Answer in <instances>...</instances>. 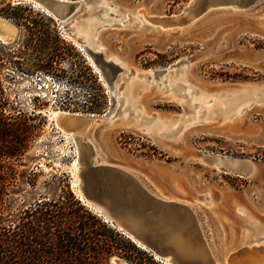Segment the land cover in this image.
Here are the masks:
<instances>
[{
    "label": "rangeland",
    "instance_id": "obj_1",
    "mask_svg": "<svg viewBox=\"0 0 264 264\" xmlns=\"http://www.w3.org/2000/svg\"><path fill=\"white\" fill-rule=\"evenodd\" d=\"M8 3L33 6L52 18L63 57L45 69L37 38L0 15L15 28L11 41L0 40V124L7 127L0 136L1 223H12L40 199L57 198L67 184L80 200L76 181L79 189L97 192V177L84 172L98 163L128 171L156 196L191 203L198 211H209L203 198L220 195L223 202L242 203L249 214L264 215V0H91L62 23L32 0H0V10ZM95 5L108 11H90ZM70 32L95 37L90 48L98 51L99 44L103 59L121 71L90 57L96 72L67 37ZM163 69L172 74L150 72ZM56 111L99 117L79 139L85 151L78 172V150L57 128ZM109 111L116 126L125 119L122 127L172 144L183 135L185 145L172 155L140 133L118 129L107 137L112 155H96L94 146L108 129V119L100 116ZM204 154L221 158L212 157L218 167ZM244 160L258 172L241 174ZM222 206L216 205L217 213L229 209ZM223 235L220 240L204 231L217 259L229 249V234ZM109 264L128 262L113 255Z\"/></svg>",
    "mask_w": 264,
    "mask_h": 264
},
{
    "label": "water",
    "instance_id": "obj_2",
    "mask_svg": "<svg viewBox=\"0 0 264 264\" xmlns=\"http://www.w3.org/2000/svg\"><path fill=\"white\" fill-rule=\"evenodd\" d=\"M32 1L62 23L80 8L81 3L88 4L91 0ZM210 4L226 3L211 1L208 2ZM77 43L83 44L80 37H77ZM84 50L91 58H99L105 65L121 71L114 62L104 60L102 52L86 47ZM84 174L87 177L96 176L98 184L97 192L81 188L85 199L120 222L121 228L114 221H109L162 264H264V242L256 243L248 239V243L239 245L244 225L248 223L241 210L235 208L242 203L233 199L223 202L219 198V205H223L224 209L228 205L229 209L212 216L206 211L156 196L135 176L115 166L88 165ZM97 214L100 216V213ZM250 215L257 220L264 219V215ZM205 228H209L212 234H216L218 229L229 234V249L221 259H217L210 249L204 236Z\"/></svg>",
    "mask_w": 264,
    "mask_h": 264
},
{
    "label": "trees",
    "instance_id": "obj_3",
    "mask_svg": "<svg viewBox=\"0 0 264 264\" xmlns=\"http://www.w3.org/2000/svg\"><path fill=\"white\" fill-rule=\"evenodd\" d=\"M0 15L37 38L42 67L50 69L57 59H62V40L52 18L44 12L30 5L8 3ZM6 130V125L0 124V136ZM65 187L57 198L40 199L27 207L12 223H1L0 214V264H109L113 255L128 264H162L90 213L69 185ZM3 195L0 183V207Z\"/></svg>",
    "mask_w": 264,
    "mask_h": 264
},
{
    "label": "bare ground",
    "instance_id": "obj_4",
    "mask_svg": "<svg viewBox=\"0 0 264 264\" xmlns=\"http://www.w3.org/2000/svg\"><path fill=\"white\" fill-rule=\"evenodd\" d=\"M37 6H39V5H37ZM102 6L95 5V6L91 7L90 11H92V12H94V11L95 12H100V11L105 10L107 12L108 8L106 7V5H102ZM46 12L50 15V13L48 11H45V13ZM108 15H110V13H108L106 16H108ZM106 16L102 17V19L103 20H107L108 18ZM98 23H99V21H98ZM93 24H91V25H93ZM104 26H106V25L104 24ZM261 26L264 28V23L261 24ZM14 30H15V28H14L13 25H11L10 23L0 19V40L2 39L1 41L6 42V43L11 41L13 36H14V32H15ZM69 34H71V35H67V37L69 39H71L74 42L75 46H77L85 54H86V52L84 50L85 47L87 49L93 50L92 48H90V46L97 45L98 41L95 40V37H91L90 38V37L86 36L87 38H84L85 37L84 35L83 36H80V35L78 36V35H75V33H73V32H70ZM93 36H95V35H93ZM77 37H80V39H82V43H83L82 45L77 43ZM98 46H99L98 51H94L93 50L94 52H102L103 47H101L99 44H98ZM87 59L91 62V65L93 66L94 70L99 73L97 67L93 64L92 60L90 59V56L87 55ZM108 61H112V60H108ZM172 70L173 69H168V70L163 69V70H160V71H155L154 70V71H150V72H153V74L154 73H159V75H161V74H164V73L166 74V72L168 74H172ZM100 77H103V76L100 75ZM101 80H103V78H101ZM137 84H138V82L135 81L133 83V85L131 86L132 87L131 89L136 88L138 86ZM133 97H134V91L131 93V99L132 100H133ZM109 113H108L109 115L106 114V115L100 116L101 120L108 119L107 120L108 121V129L106 131H104L103 133H101V135L99 137V140H98V143H97V146H94V148L96 149V155H98L100 153V151L105 156H111L112 155L110 153V151H109V147H108V144H107V137L111 133V131L115 132V131H119V130H130V131L138 133V134L140 133V134H142V136L147 137L150 141H152L155 144H158V146L161 147L164 151H166V152H168V153H170L172 155H178L181 152V149L185 145V140H184V136L183 135L178 136L176 138V140H175V143L172 144V143H169L168 141H164L159 135L153 134L152 132H145V133L143 132V133H141V131L135 130L133 128L122 127V125H123L122 122L124 123L125 119L120 124H118L119 126L118 125L116 126L115 122L111 121L112 118H113V114H111L110 111H109ZM53 117H54V119L56 121L57 128L60 129L62 134H64L65 138L69 137L75 143L76 149L78 150L79 154H78V157L75 159L74 166H75V170H77V172H78L79 171V167L78 166L80 165V159H81V156L83 154V151H85L83 146H82L83 149L80 147L79 139L82 137V135L85 133V131L87 129H90L91 127L95 126V124H96L95 122H96V120H98L99 117H97L95 115H91V114L70 113V112H64V111L63 112L62 111H56L55 113H53ZM159 119H160L161 122H163V120H164L162 117H160ZM114 125H115V127H114ZM110 126H112V127H110ZM88 153H89V151H88ZM204 157H206V159L210 158L211 160H209V162H211L212 164H214V160L213 159H221V158H218L217 156H212L210 154H204ZM212 157H213V159H212ZM92 159L95 160V156L94 155H93ZM98 165H102V164L98 163ZM103 165H108V164H103ZM214 165L217 166L216 164H214ZM241 168L244 170V172L241 173V174H245V175H247L245 173V171H248V170L251 171V174H254L255 172H258L256 165L253 164L251 161H248V160L241 161ZM231 170L232 171H237V172L240 171L238 168H232V167H231ZM126 172H128V171H126ZM79 185H80V183L78 181H76L74 183V187L77 189V192H78V198L85 205H88L95 213H100V216H102V218L107 220L106 222L114 221L119 226V228H121L122 227L121 223L118 222V221H115L113 219V217L109 213L102 211V209L99 206H97L93 202L88 201V200L85 199V197L81 194V191H80L81 188L79 189ZM219 196L217 195V197H215V198L214 197H205V198H203L202 199L203 200L202 203H203L205 208L209 209V211L208 210H204V209L203 210L206 211L208 214H210L212 216H216L219 213H222L223 211L219 212V213H217V211H216V209H217L216 205L217 204L219 205V198H220ZM166 200L178 202V203H181V204H184V205H187V206L193 208V205H191V203H188V202L177 201V200L170 199V198H168ZM194 208H196V207H194ZM235 208L236 209H240L241 212H242V215L248 221V223H245V225H244L245 230L243 231L242 236H241V238L239 240V245H241L243 243H248V239H249V241L251 240L252 242L254 240V242H256V243L264 242V236H263V233H264V219H262V220L254 219L248 213L247 208H245V206H238V207H235ZM210 211H211V213H210ZM217 227L220 228V225L217 224ZM216 235L219 236L218 238L220 240H223L224 235H223V233H221L219 231V229L217 230ZM231 237H233V235H231Z\"/></svg>",
    "mask_w": 264,
    "mask_h": 264
},
{
    "label": "built area",
    "instance_id": "obj_5",
    "mask_svg": "<svg viewBox=\"0 0 264 264\" xmlns=\"http://www.w3.org/2000/svg\"><path fill=\"white\" fill-rule=\"evenodd\" d=\"M143 141V140H142ZM145 141H146V139H145Z\"/></svg>",
    "mask_w": 264,
    "mask_h": 264
}]
</instances>
